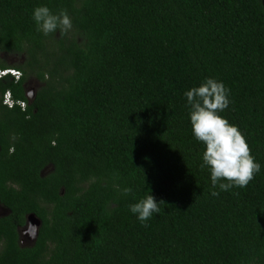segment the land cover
I'll list each match as a JSON object with an SVG mask.
<instances>
[{"label":"trees","instance_id":"1","mask_svg":"<svg viewBox=\"0 0 264 264\" xmlns=\"http://www.w3.org/2000/svg\"><path fill=\"white\" fill-rule=\"evenodd\" d=\"M38 6L71 29L44 35ZM8 69L0 264H264V0H0ZM207 78L260 164L246 187L214 189L201 167L185 92ZM150 194L161 211L141 223L130 205Z\"/></svg>","mask_w":264,"mask_h":264},{"label":"clouds","instance_id":"2","mask_svg":"<svg viewBox=\"0 0 264 264\" xmlns=\"http://www.w3.org/2000/svg\"><path fill=\"white\" fill-rule=\"evenodd\" d=\"M33 19L37 29L46 36L57 31L64 34L72 27L66 10L56 14L47 6L36 7L33 11ZM5 95L11 97L9 92ZM5 95L4 103H6ZM185 96L190 105L193 134L205 145L201 167L207 166L210 169L213 188H216L219 181H227L218 184L221 191H227L233 186L246 187L260 171V164L255 162L238 128L219 114L229 105L228 89L222 82L207 78L199 86L186 91ZM131 192L130 187L123 189L124 195ZM211 194L217 196L219 192L213 190ZM159 202L150 194L130 205V211L137 215L141 223H145L154 213L158 214L161 211Z\"/></svg>","mask_w":264,"mask_h":264},{"label":"flooded vegetation","instance_id":"3","mask_svg":"<svg viewBox=\"0 0 264 264\" xmlns=\"http://www.w3.org/2000/svg\"><path fill=\"white\" fill-rule=\"evenodd\" d=\"M26 94H27L28 98L31 100L32 99V96L34 95V92L33 91L30 92L29 89L27 88V93ZM6 211H8V212L6 214H4ZM8 213H9V209H7L5 206L3 207V206L0 205V217L1 216H5ZM28 232L31 234V229L29 228L27 230V224L24 227L19 228L20 243H21L22 246L31 245L34 242L35 238H36V237L35 238L34 237L33 238H30V236L28 234H26ZM23 235H25V237L28 236L27 237L28 239L25 238V237H23Z\"/></svg>","mask_w":264,"mask_h":264},{"label":"rangeland","instance_id":"4","mask_svg":"<svg viewBox=\"0 0 264 264\" xmlns=\"http://www.w3.org/2000/svg\"><path fill=\"white\" fill-rule=\"evenodd\" d=\"M9 63H14V62H16V61H18L19 60V57L18 56H16V55H13V54H5L4 56H3ZM15 71V70H14ZM37 87H38V84L35 82V81H31L30 79H29V81H28V89H29V91L31 92V91H33V92H35V90L37 89ZM1 205V204H0ZM1 206H3V205H1ZM4 207V206H3ZM8 211H6L4 214H6ZM28 228V227H27ZM26 234H28L29 236H30V238H33V236L28 232V233H26ZM23 237H25V235H23ZM28 236H26L25 238H27ZM28 239V238H27Z\"/></svg>","mask_w":264,"mask_h":264},{"label":"water","instance_id":"5","mask_svg":"<svg viewBox=\"0 0 264 264\" xmlns=\"http://www.w3.org/2000/svg\"><path fill=\"white\" fill-rule=\"evenodd\" d=\"M34 95L32 96V98ZM40 224V220L33 214L27 217V230L31 229V235L35 238L38 234V226Z\"/></svg>","mask_w":264,"mask_h":264},{"label":"built area","instance_id":"6","mask_svg":"<svg viewBox=\"0 0 264 264\" xmlns=\"http://www.w3.org/2000/svg\"><path fill=\"white\" fill-rule=\"evenodd\" d=\"M9 71H11L13 74H15L16 76H19L20 75V72L17 71V70H11V69H8V70H0V76L8 73ZM5 100H6V103L9 105V106H13L14 105V101L13 99L9 96V95H5ZM23 107H25V103L22 102L21 104Z\"/></svg>","mask_w":264,"mask_h":264}]
</instances>
